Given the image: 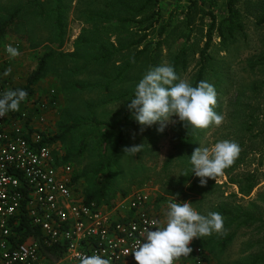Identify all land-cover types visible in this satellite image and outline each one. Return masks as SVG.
<instances>
[{
    "label": "rangeland",
    "instance_id": "1",
    "mask_svg": "<svg viewBox=\"0 0 264 264\" xmlns=\"http://www.w3.org/2000/svg\"><path fill=\"white\" fill-rule=\"evenodd\" d=\"M133 1L136 4L128 5L131 7L128 12L117 8L123 6L120 1L112 11L105 0H0V24L15 15L14 22L7 25L0 40V92L25 86L40 58L51 53L45 76L33 87L34 95L20 108L34 113L32 124L49 137L61 133L64 126H76L53 144L52 149L58 163L68 164L73 175L82 176L76 185L77 194L81 197L97 180L94 172L99 169L98 177L113 175L112 207L119 200H128L134 193L144 192L149 197V211L152 213L166 214L167 204L173 197L177 202H191L202 215L209 211L219 213L220 205L228 206L225 207L227 210L237 205L247 214L260 211L264 218V177L248 197L241 196L237 185L228 183L225 174L217 176L213 186H200L191 191L192 182L182 183L191 166L176 156L183 152L181 141L172 130L181 124L178 118L173 117V122L162 133L158 132L151 138L145 136L146 127L136 123L127 109L128 100L143 74L152 67L170 64L171 57L183 44L191 48L190 58H198V50L205 43L204 35L210 23L206 13H214L218 25L227 17V0H159L161 19L148 31L146 40L155 48L167 34L166 43L153 50L148 61H142L148 69L139 62L128 79L117 86L112 80L117 73L121 74L123 66H120L119 59L128 53L121 51L116 54L113 66L91 62L101 56L97 53L100 42H107L116 50L128 43V35L143 34L145 26L137 21L145 20L149 14L138 13L142 0ZM193 2L195 6L190 9ZM263 7L264 0L237 1L236 9L241 15L239 23L243 31L236 32V42H228L227 47L222 46L218 33H214L213 47L209 52L213 57L214 72L207 82L214 86L218 80L222 81L218 89L223 93L216 95L215 111L223 116V122L219 126L199 129L203 132L196 139L193 151L199 146L210 147L220 140H230L239 145V127L237 132L235 130L238 111L252 115L249 122L254 123V131H264V67L255 64L264 55V25L257 24ZM123 19L128 21L124 23ZM188 21H191L190 26L186 25ZM166 24L167 32L159 37L161 25ZM80 39L89 44H82ZM7 44L18 48L20 55L10 58L4 50ZM71 55L75 57L70 58ZM195 63L191 61L186 72H180L181 79L191 81ZM43 103L45 108L39 110L37 106ZM110 123L115 124L113 129L109 128ZM124 126H128V130L120 138L119 133ZM155 126L157 129L160 127L159 124ZM247 144L248 141L244 145ZM134 145L143 147L135 157L125 155L124 149ZM261 146L262 150L255 153L240 147L235 162H242L246 151L249 157L245 160L247 164L239 166L236 174L256 172L259 178L264 176V144L253 149ZM83 147L84 152L77 156ZM192 179L198 178L193 175ZM222 218L225 225L228 220L224 216ZM223 227L218 233L193 239L189 247L193 251L195 246L201 247L206 243L204 251L212 264H264V228L257 230L260 225L252 223ZM182 258L191 262L192 252Z\"/></svg>",
    "mask_w": 264,
    "mask_h": 264
},
{
    "label": "built area",
    "instance_id": "2",
    "mask_svg": "<svg viewBox=\"0 0 264 264\" xmlns=\"http://www.w3.org/2000/svg\"><path fill=\"white\" fill-rule=\"evenodd\" d=\"M33 114L20 108L0 118V264H53L33 238L20 241L14 229L21 217L40 232L44 247L63 249L56 264H79L81 254L94 253L111 264H136L131 250L144 229L162 224L149 211L148 195L124 200L129 215L121 219L113 207L86 204L72 184L73 170L56 161L50 137L32 124ZM175 264L212 263L195 246L191 262L181 257Z\"/></svg>",
    "mask_w": 264,
    "mask_h": 264
},
{
    "label": "clouds",
    "instance_id": "3",
    "mask_svg": "<svg viewBox=\"0 0 264 264\" xmlns=\"http://www.w3.org/2000/svg\"><path fill=\"white\" fill-rule=\"evenodd\" d=\"M10 58L20 55L11 44L4 46ZM28 93L20 88L0 92V118L9 112L19 111ZM127 104L131 118L143 127L159 124L158 132L172 123L173 117L187 129H206L219 126L223 116L215 109L216 91L207 81L195 86L181 79L170 64L150 68L135 85L133 96ZM143 145L126 147L125 155L135 157ZM240 146L230 140H220L210 147L199 146L188 157L191 175L205 186L209 179L224 174L238 158ZM183 176V175H181ZM191 202H177L172 197L167 204L165 219L160 226L145 228L142 240L136 242L131 254L136 264H175L181 257L192 252L189 244L193 239L218 233L223 229V218L218 212L198 213ZM158 224V221H153ZM79 264H111V260L100 254H81Z\"/></svg>",
    "mask_w": 264,
    "mask_h": 264
},
{
    "label": "trees",
    "instance_id": "4",
    "mask_svg": "<svg viewBox=\"0 0 264 264\" xmlns=\"http://www.w3.org/2000/svg\"><path fill=\"white\" fill-rule=\"evenodd\" d=\"M105 1L109 3L107 7L108 8L110 7L112 11H115L114 9H116V6L118 5L116 3L118 1H120L123 4V6L118 5L119 7L117 8H122L124 11H128V12L131 11V7L128 5L136 4V1H133V0H113L112 2L111 0H105ZM237 1L238 0H227V4H226L227 17L223 21L219 22L218 25H217V19L214 13L212 12L206 13V16H208L210 19V23L207 27L206 34L204 35L205 43L203 44V47L200 50H198V58L196 60H194L193 57L190 58L189 51L191 50V48L190 47L187 48L186 44H183L179 52L174 57L173 56L171 57L170 65L174 67L175 72L179 77L181 75L180 72L181 73L186 72L191 61L193 62L196 61L193 71H192L193 75L190 81V83H192L193 86H195L199 81H208L212 74V71L214 72V69H212V67L214 66V63H212L213 57H211L209 53L213 47L214 33L215 32L218 33V37L223 43L222 46L227 47L228 42L230 43L236 42V32L241 33L243 31V26L241 25V23H239L241 15H240V12L236 9ZM139 3H141V1L138 2V4ZM194 6H195V3L194 2L191 3L190 9L194 8ZM262 9H263L262 15L257 17L258 25H264V7ZM142 12L149 14L145 20L137 21V23L145 26V29L143 30V34L133 33L132 35H128L129 37L127 39L128 43L125 42L124 45H121L120 48L116 50L114 49L113 45L107 42H100L97 53L101 54V56L99 55L96 58L94 57L95 59H93V61L92 59H89V61H92L91 62L92 64L101 63V64H106V65H112L115 63L113 61L116 58L115 57L116 54H120L121 51L128 53L126 56L123 55L119 59L120 60L119 62H121V64L119 63L120 66H123L120 69L121 74L116 72L117 73V75L115 76L116 78L112 80L117 84V86L119 84L120 85L123 84V81L128 79V75L132 74L135 66L138 67L139 62H141L142 67L148 69L147 66L143 65L142 61L143 62L148 61L150 53L153 50H158L159 46L162 43H166L167 34H166L165 39L163 40L161 39L156 43L155 48H152V42L146 40L149 36L148 31L150 29L152 30L154 24L159 22V20L161 19L159 0H142V3L139 5V8H138V13H142ZM60 15H63V14H60ZM14 16L15 15L12 14L9 17L8 21L0 24V40L6 33L7 25H10L14 22ZM149 20H153V21L150 22ZM126 21L128 20L123 19L122 22L125 23ZM190 23L191 21H188L186 25L190 26ZM166 32H167V24L161 25L159 32H158V36L161 37ZM189 38H190V34H188L186 37L187 42L189 41ZM122 40L125 41L124 39ZM80 42H82V44H89L88 42L83 41V39H80ZM142 45L143 47H141ZM139 47L142 49H138ZM192 54H194V52H192ZM51 56H52L51 53H47L42 58H40L36 70L29 75L25 86L12 88V89L20 88V89L25 90L28 93L25 100L30 99V97L34 95L33 87L45 76L47 72V65H48L47 62L51 58ZM73 57L75 56L73 55L70 56V58H73ZM255 64L257 65V67H264V55L261 58H258ZM84 69H86V67H84ZM116 70L119 71L118 68ZM118 79H120L121 81L120 83L118 82L119 81ZM221 84H222V81L218 80L214 85L216 95H219L222 92L220 89H218V87L222 86ZM1 87H2V84H1ZM119 88L121 89V86H119ZM127 96H131V95L127 94ZM215 106L217 107V103ZM237 116H238L237 117L238 122H237V125L235 126V130L237 132V128L239 127L240 128V129L238 128V132L240 133L239 135H241V137L244 138L243 140L241 139V137L240 139H238L239 141H241L239 143V146L244 148V150H246V148L251 149L252 150L251 153H255L256 150L260 152V150H262V146L259 149H253V148H256L258 144H264V131H254V128H253L254 123L249 122L252 118L251 114L246 115L238 111ZM132 125L133 123L131 124V126ZM96 126L99 127L100 125L97 124ZM114 126L115 124L113 125V123L109 124V128L111 129H113ZM127 127L128 126H124L123 129L120 131L119 133L120 138H122L124 132L128 130ZM75 128L76 126L62 127L61 133H58L54 135L53 137H50L47 140V143L49 145L56 144L62 139L64 135H66L67 133H70ZM172 130L174 131V133L176 132V137L177 139L181 141V144L183 146L182 148L183 152L176 156L180 158L181 162L186 164L188 162V157H190L193 152L196 139L197 140L199 139V136L202 134L203 131H198L199 129H192V128H189L187 131V129L183 126L182 123L181 124L178 123L176 126L172 128ZM108 133H113V131H108ZM156 133H158V131L155 125L151 127H146L145 136L152 138L155 136ZM120 138L118 139V141L121 142L122 140ZM247 141H248V144L245 146L244 144ZM83 152H84V147L79 150L77 156H81ZM247 157H249V155H248V152L246 151V153H244L243 157L241 158V160H243L242 161L243 163L239 162V160L237 161L238 163L234 161V163L229 168L225 169L224 171V174L228 178V183L237 185L238 192L243 197L250 196L253 190L259 185V181L261 180V178L264 177L263 175H261V177L259 178V175H257L256 172L255 173L254 172L253 173L243 172L240 174H236L239 166L247 164L248 161L247 162L245 161ZM65 160H68V158H65ZM168 162H170V160H167V163ZM99 174H100L99 169L94 172V176L97 177V180H95L93 186H91L84 193V196L82 195V198L86 204L94 202L95 204L99 206L103 205V206H106L107 209L108 208L111 209L112 206L110 205V201L112 197H114L113 196L114 190H113V183H112L113 175L109 173L108 176L98 177L97 175ZM185 174L186 175L184 176L182 183L184 184L186 182L187 183L192 182L189 190L194 191L196 190V188L200 187L199 179L197 180L192 179L193 175H191V171L188 170V172ZM81 177H82L81 175H78L75 173V175H73L72 177V184L76 186ZM213 180L214 179H209L206 185H208V187L213 186ZM75 189H76L75 191H77V186L75 187ZM220 206L221 208L218 209L219 214L221 216H224L228 220V222H226L225 225L223 224L225 228L230 227L232 225L235 226V224L240 225V226H243V225L247 226V224L249 223H252L253 225L255 224L260 225L259 229L257 230L264 228V218H262L260 211L247 214L243 212L240 209V207H238L237 205L233 206V208L228 209V210L227 208H225L228 206H223V205H220ZM255 214H257V217ZM14 230L17 232V235L19 236L20 241L24 240L27 237L33 238V240H35L40 245L46 257L53 264L57 263V260L61 256L63 249H60L58 247H54V248L44 247L41 237H40V232L37 229L30 226L28 219L26 217L20 218L19 226L16 227ZM200 246L201 248L205 250L206 243H202V245Z\"/></svg>",
    "mask_w": 264,
    "mask_h": 264
},
{
    "label": "crops",
    "instance_id": "5",
    "mask_svg": "<svg viewBox=\"0 0 264 264\" xmlns=\"http://www.w3.org/2000/svg\"><path fill=\"white\" fill-rule=\"evenodd\" d=\"M103 206V205H102ZM106 207V206H104ZM109 207V206H107ZM109 209V208H108ZM117 210L118 212H116V217L121 219V218H124V217H127L129 215V211H128V208H127V204L126 202L123 200V201H117V205H115L112 209V211H115ZM154 215H157V217L159 219H161L162 223L165 219V214H163L162 212H158V213H153Z\"/></svg>",
    "mask_w": 264,
    "mask_h": 264
}]
</instances>
